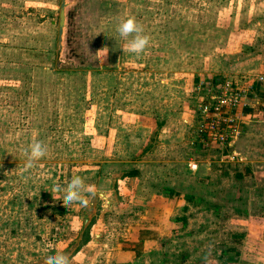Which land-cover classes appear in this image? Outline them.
I'll list each match as a JSON object with an SVG mask.
<instances>
[{
	"label": "rangeland",
	"instance_id": "1",
	"mask_svg": "<svg viewBox=\"0 0 264 264\" xmlns=\"http://www.w3.org/2000/svg\"><path fill=\"white\" fill-rule=\"evenodd\" d=\"M128 16L151 38L139 56L116 30ZM238 66H264V0H0V264H118L126 229L159 218L128 208L132 179L143 201L162 181L202 196L134 264H264V188L245 180L261 169L202 142L214 87L245 90ZM245 107L230 112L239 129ZM33 141L47 155L25 170ZM73 175L96 193L86 207L52 192Z\"/></svg>",
	"mask_w": 264,
	"mask_h": 264
},
{
	"label": "crops",
	"instance_id": "2",
	"mask_svg": "<svg viewBox=\"0 0 264 264\" xmlns=\"http://www.w3.org/2000/svg\"><path fill=\"white\" fill-rule=\"evenodd\" d=\"M239 69L245 73V88L248 90L249 94H246L245 99V118H242L240 129L238 127L241 135L230 140L228 144V156H226V158H235L237 161L243 162L245 164V173H249L250 168L253 170L254 174L255 170L257 172L261 169L259 173H262L263 176L257 174L256 176L250 175V178H247L245 174L247 183H254L257 189H261L264 188V66H241ZM44 70L48 73L46 75L49 80L59 75V71L51 69L50 67L45 66L43 68V71ZM234 71L230 69V72ZM130 100H134V97H131ZM139 117L141 118L142 116ZM153 119L156 123L155 132L162 131L168 123V121L157 122V118L154 117ZM154 120L151 119L152 125ZM115 127L116 133H133L132 130L123 128V126ZM217 149L223 151L222 149ZM198 166L197 164V167ZM162 182L159 183V187H157L156 191L151 192L149 190V192H147L144 201L134 196V194H137V192L133 191V186L136 184V181L132 179L131 182H129L130 187L128 188L132 196L130 197L128 208L131 210L136 207L138 203H141L143 204V209L145 208L153 211L159 218L158 220H147L146 226L144 227L132 228V226H130L126 229L129 234H127L122 242L117 243L119 250L116 253L118 259L115 258V261H117L118 264H134L143 257V254L146 255L149 252H154L157 251L158 248H161L163 245L161 240L164 232H167L171 227L177 228V225L181 223V212H185L190 200L200 201V197H202L199 194L200 189L198 187L200 186L198 185H195V187L199 192H195L185 190L182 180H178L175 187L167 183L161 184ZM202 183L203 181L200 180L199 184ZM251 191L250 193H252ZM186 194L189 195L187 196ZM258 198H260L259 195ZM120 205V201L114 200L110 203V209H107L114 210ZM150 246H152V248L149 249Z\"/></svg>",
	"mask_w": 264,
	"mask_h": 264
},
{
	"label": "clouds",
	"instance_id": "3",
	"mask_svg": "<svg viewBox=\"0 0 264 264\" xmlns=\"http://www.w3.org/2000/svg\"><path fill=\"white\" fill-rule=\"evenodd\" d=\"M116 30L119 36L127 41L123 51H128L136 56H139L142 53H145V50L150 46L151 38L150 36L144 34V27L135 16H128L126 19L122 20L118 24ZM108 52V48L105 47L96 53L102 63L104 59H106ZM47 151V147L42 142L33 141L24 153L27 157L25 170L35 167L36 162L47 155ZM52 192H62L64 194L62 201L65 207H68L73 203H79L80 205L86 207L89 201L84 194H96L93 191V187L91 185H87L85 183V179L80 175H73L66 187L57 185L52 189ZM210 255L211 253L206 255L205 264H208ZM45 264H72V261L67 255L57 253L55 255L48 256Z\"/></svg>",
	"mask_w": 264,
	"mask_h": 264
},
{
	"label": "built area",
	"instance_id": "4",
	"mask_svg": "<svg viewBox=\"0 0 264 264\" xmlns=\"http://www.w3.org/2000/svg\"><path fill=\"white\" fill-rule=\"evenodd\" d=\"M214 88L217 94L210 106L204 109V122L201 125L202 142H210L216 148L226 149L229 141L240 134L237 118L232 111L244 107L247 89L240 90L232 81H226ZM245 93V99L242 92ZM236 123V125H235Z\"/></svg>",
	"mask_w": 264,
	"mask_h": 264
},
{
	"label": "trees",
	"instance_id": "5",
	"mask_svg": "<svg viewBox=\"0 0 264 264\" xmlns=\"http://www.w3.org/2000/svg\"><path fill=\"white\" fill-rule=\"evenodd\" d=\"M213 82H214L215 84H218V83L220 82V78H214V79H213ZM88 240H89V241H88ZM85 242H86L85 244H87V243L90 242L89 237H87V240H86Z\"/></svg>",
	"mask_w": 264,
	"mask_h": 264
},
{
	"label": "water",
	"instance_id": "6",
	"mask_svg": "<svg viewBox=\"0 0 264 264\" xmlns=\"http://www.w3.org/2000/svg\"><path fill=\"white\" fill-rule=\"evenodd\" d=\"M61 18H62L61 25L64 26V24H65V21H64V19H65V11H62Z\"/></svg>",
	"mask_w": 264,
	"mask_h": 264
}]
</instances>
